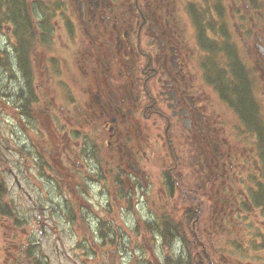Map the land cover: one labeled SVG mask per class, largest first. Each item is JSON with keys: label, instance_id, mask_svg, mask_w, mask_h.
Segmentation results:
<instances>
[{"label": "flooded vegetation", "instance_id": "af4514ba", "mask_svg": "<svg viewBox=\"0 0 264 264\" xmlns=\"http://www.w3.org/2000/svg\"><path fill=\"white\" fill-rule=\"evenodd\" d=\"M61 1L55 25L33 23L12 46L20 51L16 61L0 68L23 92L25 118L38 122L42 140L35 145L47 156L40 166L51 170L56 153L71 174L72 188L52 174L59 207L64 193L70 209L73 201L86 203L80 189L107 198L105 220L95 227L90 218L94 235L97 228L101 234L92 242L104 244L118 234L119 222L109 218L114 203L121 212L133 208L139 224L142 200L159 196L163 204L149 213L147 226L156 260L167 249L165 238L174 237L172 243L197 250L183 248L197 264H264V16L256 27L259 14L250 7L234 12L237 0L229 12L217 0ZM55 30L70 40L59 46L72 57L46 59L47 44L58 46L45 43ZM237 73L253 107L248 117L237 106ZM260 81L256 92L251 83ZM84 219L72 212L78 227ZM160 221L161 236L153 231ZM82 241L89 243L87 236ZM26 248L6 250L16 261L13 254Z\"/></svg>", "mask_w": 264, "mask_h": 264}, {"label": "rangeland", "instance_id": "374dc122", "mask_svg": "<svg viewBox=\"0 0 264 264\" xmlns=\"http://www.w3.org/2000/svg\"><path fill=\"white\" fill-rule=\"evenodd\" d=\"M251 1H248L249 4ZM57 3V8H52L49 11L54 17L47 19V22L52 20L54 25L59 16L62 15V11H59L55 17V11L64 8V2L58 0ZM17 11L21 14L20 8H17ZM245 11L246 8L243 6L241 12ZM10 18L11 16L7 21L2 17L0 18V47L3 51L0 53V60H4V62L8 59L12 61L17 59V51L12 47L13 44H16V24ZM19 19L18 21H20ZM258 21L260 25L263 23L259 19ZM9 22L12 24L13 33L7 34L6 28L8 26L11 27ZM53 40L58 46H48L47 44L46 59L73 56L72 50L59 46L61 43H70L66 35H61L55 30L51 34L49 43H52ZM32 58H37L40 61L43 60V55L33 54ZM0 74V183H4L8 190L7 195L0 201V264H21L22 257L27 259L28 254L21 252L13 254V256L17 257L16 261L8 256L11 250L7 251L6 249L19 244L20 246L23 244L28 246L25 251L30 250V253L34 255L30 259L32 262L36 258L42 264L184 263L180 260L182 257H187V254L180 240L176 239L172 243L171 237L165 238L167 242L163 246L167 247V249L160 251L158 257L160 256L161 259L159 260H156V253L153 252L154 247L152 244L155 242L152 239L150 240L151 230L147 226H149V213L155 211L163 204L159 196H152L151 198L148 195L142 200L146 210L140 214L142 222L139 224L133 208L130 209L126 206L121 212L120 208L123 205L114 203L109 218L119 222V226L116 229L118 234H115L116 236L110 235L111 237L106 236L104 244L100 241H97V243L92 242L95 237L100 240L101 234L98 233L99 229L97 228L94 235L90 228V218L93 217L95 227L99 226L98 218L104 217L105 220L107 213H105L103 204L107 198L99 196L93 190L83 193L80 189L78 194L86 203L78 206L73 201L70 209L66 203L67 194L64 193L60 198L62 208L59 207L58 200L55 199L56 190L53 185L55 181L52 178V174L54 175L56 171L59 172L67 182V186L72 188L71 174L65 175V171H62L56 153L52 159H48L50 166H52L51 170H49V167L43 169L42 165L40 166L41 161L39 158L42 155L47 156L42 154L40 149L36 147L37 143H41L42 140V135L36 126L38 122L34 121V116L32 115L31 118H25L24 94H20V87H17V84L13 87L11 86L7 73L0 70ZM8 85L11 88L5 89ZM260 86H263L262 81H260V84L256 83V92L259 91ZM26 126L30 130L29 133L26 130ZM40 143H38L39 147ZM140 198L138 197V199ZM68 199L70 198L68 197ZM74 199L76 201L75 195H73ZM154 202L156 204L153 207ZM7 207L12 213L10 214L11 216L6 214L7 210L3 211ZM71 210L76 218L84 215V220L88 223L82 221L79 224L81 228L73 224L71 222ZM158 215H160L159 209ZM17 220H19V228L16 231L10 230V225ZM153 231L160 236L165 235V229L161 225L158 228H154ZM118 235L123 236L120 249H117L118 239L116 237ZM85 236L88 239L86 242L89 243L82 241ZM85 246L89 247L87 251H91L92 255L85 254ZM99 252L100 254L98 255ZM188 260L191 262V258ZM32 262L28 261V264H32ZM193 262L196 264L195 261Z\"/></svg>", "mask_w": 264, "mask_h": 264}, {"label": "trees", "instance_id": "16d2710c", "mask_svg": "<svg viewBox=\"0 0 264 264\" xmlns=\"http://www.w3.org/2000/svg\"><path fill=\"white\" fill-rule=\"evenodd\" d=\"M57 0H43L42 2H37L35 4L28 5L26 0H0V18L7 19L11 16L10 20L16 24V35L18 38H20V43H22L25 39V37H22V35L26 33V31H33L34 25L39 28V23L47 20L48 18H52L53 14L49 11L52 8H57ZM17 7L21 9V14L23 15L20 17V21H18L17 15H14L13 11H17ZM253 9L255 11L264 12V0L254 1L253 3ZM224 11L225 9L222 8ZM18 12V11H17ZM19 13V12H18ZM20 14V13H19ZM27 18V19H25ZM29 21V22H28ZM1 49V48H0ZM1 53V52H0ZM0 64L4 65L5 63L1 62ZM234 73V72H233ZM235 74V73H234ZM236 80H238V86L236 87V91L238 94V107L241 110L242 114L245 115V117H248L249 115L253 114L252 111V105L250 103V100L248 96L246 95V89L245 87L241 86L242 83L245 84V78L241 77L240 73L236 74ZM7 187L4 183H0V201L7 195ZM9 207L3 209V211H6V214H12ZM11 216V215H10ZM14 225H19V220L13 222ZM30 250L23 251L22 253L28 254L27 259L22 257V263L21 264H28L29 262H32L30 259L34 257L30 253ZM184 262L182 264H193L192 258L190 261H181ZM31 264V263H29ZM32 264H40L39 260L35 258V260L32 262Z\"/></svg>", "mask_w": 264, "mask_h": 264}, {"label": "bare ground", "instance_id": "6f19581e", "mask_svg": "<svg viewBox=\"0 0 264 264\" xmlns=\"http://www.w3.org/2000/svg\"><path fill=\"white\" fill-rule=\"evenodd\" d=\"M20 94H23V92H20Z\"/></svg>", "mask_w": 264, "mask_h": 264}]
</instances>
